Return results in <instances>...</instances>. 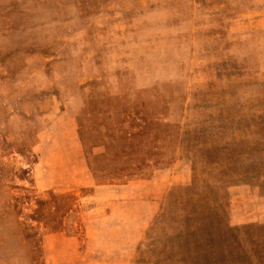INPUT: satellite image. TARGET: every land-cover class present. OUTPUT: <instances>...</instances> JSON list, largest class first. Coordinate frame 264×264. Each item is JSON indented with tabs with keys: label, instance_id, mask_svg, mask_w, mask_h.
Here are the masks:
<instances>
[{
	"label": "rangeland",
	"instance_id": "rangeland-1",
	"mask_svg": "<svg viewBox=\"0 0 264 264\" xmlns=\"http://www.w3.org/2000/svg\"><path fill=\"white\" fill-rule=\"evenodd\" d=\"M0 264H264V0H0Z\"/></svg>",
	"mask_w": 264,
	"mask_h": 264
}]
</instances>
